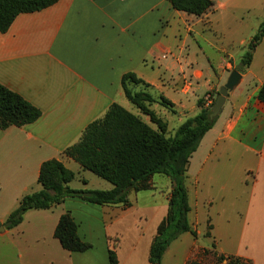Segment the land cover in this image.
I'll list each match as a JSON object with an SVG mask.
<instances>
[{"label": "crops", "instance_id": "1", "mask_svg": "<svg viewBox=\"0 0 264 264\" xmlns=\"http://www.w3.org/2000/svg\"><path fill=\"white\" fill-rule=\"evenodd\" d=\"M244 1L214 0L202 17L173 9L169 0H60L19 15L8 32L0 33V84L39 109L41 117L23 127L0 128V224L24 196L42 190L40 169L51 159L77 172L83 186L75 187V178L73 189H113L102 181L89 188L90 177L82 176L86 170L64 151L114 103L155 128L147 116L128 107L121 86L124 74L135 73L151 85L135 91L150 93L157 101L164 96L174 104L173 110L159 102L150 107L168 126L175 124L173 131L199 114V101L210 106L243 52L220 49L209 35L219 34L220 20ZM202 40L219 53L215 58ZM257 52L190 159L185 183L198 238L215 241L220 254L264 264V104L258 100L264 59L255 70ZM129 200L131 206L124 207L67 198L51 209L30 210L19 226L0 227V264H110L112 250L118 264H149L169 197L132 191ZM151 207L162 208L164 215L146 237L145 212ZM64 214L77 223L89 250L69 252L55 238ZM201 222L204 230L198 228ZM191 236L185 233L174 241L162 264L181 245L186 246V264ZM227 243L240 247L233 251Z\"/></svg>", "mask_w": 264, "mask_h": 264}, {"label": "trees", "instance_id": "2", "mask_svg": "<svg viewBox=\"0 0 264 264\" xmlns=\"http://www.w3.org/2000/svg\"><path fill=\"white\" fill-rule=\"evenodd\" d=\"M60 0H0V33H6L15 19L21 14L45 10ZM173 9L189 15L202 17L211 11L214 0H169ZM264 40V19L257 33L248 44V51L240 58L236 70L245 73L250 68L257 47ZM122 90L130 103L147 116L155 128L141 117L129 112L117 103L110 106L103 118L91 123L80 140L68 147L64 155L72 158L81 167L97 177L111 183V190L73 189L70 183L75 180L74 171L61 161H45L40 169L39 183L42 190L24 196L16 210L0 224L6 229L19 226L30 210H47L62 204L67 198H78L97 205H123L130 207V192L152 189L151 180L155 175L171 179L172 190L168 201V212L160 223L150 248L149 264H162L163 257L182 234L197 232L189 222L191 206L186 188V173L190 159L197 151L204 136L215 126L218 117L210 119L215 103L204 107L198 115L185 121L172 137H167L168 124L150 107L159 102L173 110L174 104L164 96L157 101L150 93L135 91L136 87L146 89L151 85L126 73L121 80ZM258 100L264 104V82L258 93ZM41 117L39 109L17 93L0 84V128L23 127L36 122ZM86 183V182H85ZM55 238L69 252L82 253L91 245L82 241L78 225L70 214L61 216L55 230ZM216 256L217 253H216ZM110 264H118L117 256L109 252ZM219 263L253 264L251 260L234 255L220 254ZM186 264H198L192 260Z\"/></svg>", "mask_w": 264, "mask_h": 264}, {"label": "rangeland", "instance_id": "3", "mask_svg": "<svg viewBox=\"0 0 264 264\" xmlns=\"http://www.w3.org/2000/svg\"><path fill=\"white\" fill-rule=\"evenodd\" d=\"M263 19H264V0H245L243 2L242 7L238 11H234V12L232 11L230 14H226L224 18L220 20L221 23L218 27L219 34L215 35V37L209 35V37L212 38L216 47L220 49L226 48L227 50H231V52H236V53L243 52L244 55L248 51V44L257 33L258 28L262 23ZM201 43H202L201 46L205 48V50L209 53V55L212 58H215L217 54H219L216 50L210 49L208 45H206V43L203 42V40L201 41ZM257 48H258L257 60L254 66L255 70L260 69L261 61L264 59V40ZM208 98L210 99V97ZM126 103L132 111L139 113V110L134 105L129 103L127 100ZM174 125L175 124L171 122L170 126H168V131L166 133L167 137H172L175 134V131H173ZM82 176H84L86 179L88 178V176L90 177L89 188L92 189L96 188L95 186L97 184L95 183V181H102L103 183L106 184L108 183L107 181L102 180L101 178L97 177L95 174L88 171H85V173L82 174ZM150 184L152 189L147 191H142L143 194L147 195L150 193V191H155L156 193H163L168 195L170 199L172 184H171V179L169 177L164 175H155L154 178L151 180ZM74 186L75 187L83 186V182H80V180H78L77 177ZM189 191L190 190H187L188 197H189ZM135 193L138 195L141 192H135ZM202 204L203 202L201 203V208H204V205ZM145 214L147 218V228L144 227V230H145V236L148 237V235L151 236L152 232H154L153 231L154 227H156V224L158 223V221H160L162 214L164 215V210L162 212V208L151 207L146 210ZM189 220L191 224V219L189 218ZM192 228L196 229V231L198 230L194 225L192 226ZM198 228L200 230H204V223L201 222ZM209 229L210 226L208 225L207 234H205L206 237L210 236ZM209 240L205 237L198 238V236L194 237L192 235L191 240L189 242V255H188L189 259L187 260L186 263L195 260L197 261L198 264H227V262L219 263L218 256L220 255V253L217 251L218 250L217 244L215 241L211 242L210 240L209 242ZM144 242L142 243V245L144 244ZM239 247L240 245L238 244L228 245V248L232 249L233 251L239 249ZM185 250H186V246L181 245L177 254L175 253L174 256L169 255L166 264H182L184 262L183 261L184 254L186 253ZM216 253L218 256H216Z\"/></svg>", "mask_w": 264, "mask_h": 264}, {"label": "water", "instance_id": "4", "mask_svg": "<svg viewBox=\"0 0 264 264\" xmlns=\"http://www.w3.org/2000/svg\"><path fill=\"white\" fill-rule=\"evenodd\" d=\"M242 75L236 69H234L226 84L221 87L219 95L217 96L215 103L213 104L210 119L214 120L222 114L223 107L226 103L227 97L231 91H233L241 82ZM3 229V227H1Z\"/></svg>", "mask_w": 264, "mask_h": 264}]
</instances>
